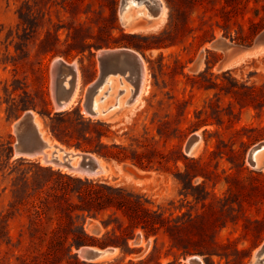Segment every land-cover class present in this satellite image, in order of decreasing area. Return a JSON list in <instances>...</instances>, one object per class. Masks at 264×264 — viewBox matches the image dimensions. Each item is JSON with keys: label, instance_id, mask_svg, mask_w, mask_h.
<instances>
[{"label": "rangeland", "instance_id": "374dc122", "mask_svg": "<svg viewBox=\"0 0 264 264\" xmlns=\"http://www.w3.org/2000/svg\"><path fill=\"white\" fill-rule=\"evenodd\" d=\"M161 1V15L152 24L144 17L149 13L145 3L131 5L126 17L139 11L144 15L124 24L122 0H0V213L11 208L13 191L23 188L25 179L33 191L34 178L44 175L41 168L63 174L11 214L12 243L3 244L1 256L40 255L53 238L65 236L69 217L64 206L77 201L75 195L65 197L60 189L64 182L77 183L68 176L125 186L143 194L149 206L166 217L165 226L157 232L137 228L129 239L130 250L116 246L113 255L95 263L191 264L188 258L199 255L203 264H251L256 249L264 244V163L254 167L249 162L250 150L264 141V107H241L219 87L205 88L197 81L207 66L208 77L214 79L232 69L240 81L260 84L264 80V52L221 67L226 52L214 47L218 40L236 46L252 44L264 30V0ZM251 31L257 33L248 43L232 39ZM118 47L136 49L144 56L146 87L135 104L127 105L131 81L111 75L97 98L103 96L100 106L114 107L106 116L90 117L83 108L89 86L101 74L97 53ZM58 57L75 61L79 69L80 102L67 110L79 107L85 118L106 122L99 127L106 131L102 142L109 146L143 143L152 150L151 158L166 161L162 169H143L131 160L77 148L52 132L47 113L57 112L52 62ZM27 109L37 112L48 138L67 150L94 152L108 171L89 176L41 163L38 158L14 157L18 141L14 122ZM76 124L71 115L60 127L69 130ZM97 129L92 126L88 133L94 145ZM196 132L201 141L188 154L186 144ZM262 158L264 152L258 163ZM190 177L199 198L185 193L181 179L189 183ZM32 200L50 203L48 216L31 214ZM85 228L103 239L112 227L104 228L99 219L88 216ZM138 235L144 243L135 242ZM78 247H72V254L84 261L76 253ZM62 264H74V260L65 258Z\"/></svg>", "mask_w": 264, "mask_h": 264}, {"label": "trees", "instance_id": "16d2710c", "mask_svg": "<svg viewBox=\"0 0 264 264\" xmlns=\"http://www.w3.org/2000/svg\"><path fill=\"white\" fill-rule=\"evenodd\" d=\"M171 19H173L172 14ZM256 33L257 31H251L250 34L232 36V39L240 40L241 43H248ZM208 70L209 66L198 74L199 78L197 81L205 86V88L219 87L220 90L230 95L241 107L252 105L257 110L263 109L264 80L260 84H255L254 82L250 84L248 79L240 81L233 75L232 69L223 71L222 75H217L216 79H214L208 77ZM153 75L157 78L155 72ZM47 114L51 119L50 126L52 132L61 141L73 144L77 148L91 150L104 157L114 158L119 161L131 160L135 165L143 169H162V166L166 162L163 159L156 161V159L151 158L149 153L152 150L147 149L146 145L139 143V141L137 147H128L116 143L109 146L103 143L102 135L106 131L99 126L106 125V122L85 118L80 113L79 107L71 110L57 111L54 115H51L50 112ZM71 115H75L76 126L69 130L62 129L60 124L65 122ZM218 122L220 123L221 121ZM92 126L98 128V142L95 145L88 135ZM261 128L264 129V125ZM159 132L163 135L162 131ZM143 147L145 149H140ZM163 157L164 155H162ZM183 157L186 158L184 154ZM41 170L44 172V175L43 177L34 178L37 185L33 187V191H29V182L28 179H25L23 188L14 189L13 191L14 199L11 202V208L6 213H0V264H62L65 258L67 261L73 259L74 264H115L113 262L95 263L80 261L76 255L72 254V247L91 243L104 247L108 245L125 246L127 250H130L129 239L134 236L137 228L142 227L147 231L157 232L165 226L166 217L164 213L150 207L148 199L143 194L136 193L122 185L116 186L92 179L76 180L68 176L73 181H77V183L72 185L70 182H64L60 189H62L65 197H67L66 195H75L77 201H68L64 206V213L69 217L67 223L64 224L65 229H67L65 236L63 238L62 236L53 238L50 241L48 249L42 251L40 255L33 257L17 255L15 259H12L13 255L1 256L3 244L10 245L12 243V237L8 228L11 214L21 206L28 204L30 197L36 195L39 191H43L56 175L63 177L62 173L54 172L51 169L41 168ZM42 178H44L43 181ZM192 178L190 177L189 183H187L186 179H181L184 182L183 188L186 195L191 193L199 198L193 191ZM50 188L52 189L53 186ZM53 194L58 196L57 193ZM50 209V203L41 200L39 202L32 200L31 205L28 207L31 214L37 217L48 216ZM119 213H121L122 217L119 216ZM105 214L107 218L103 217ZM88 216L99 219L104 228L111 226V231L105 232L103 239H97L85 228V220ZM80 218L81 221H79ZM69 233H73V236H70ZM112 239H122V241Z\"/></svg>", "mask_w": 264, "mask_h": 264}, {"label": "bare ground", "instance_id": "6f19581e", "mask_svg": "<svg viewBox=\"0 0 264 264\" xmlns=\"http://www.w3.org/2000/svg\"><path fill=\"white\" fill-rule=\"evenodd\" d=\"M143 3H145L149 8V13H147L146 16H144L147 19V22H146L147 24H152L156 19L160 17L162 8H163V4L161 0H157V2L154 0H122L121 7H120V15L122 17V21L124 24L126 22L133 23V21L136 19L137 16L144 15L142 11H139L137 15H133V17L131 14L128 17L125 16V12L128 11L131 5H135V4L141 5ZM137 25L138 24L134 26H137ZM131 28L135 29V31L140 29L139 27H131ZM106 49L108 48L100 49L98 52H102ZM130 49L131 51L134 52V54L132 55L126 54L122 56L121 60L123 61V66H124L123 69L115 71V72L110 71L106 73L105 75H102L100 80L97 79L96 80L97 82H94V83H100L97 87L94 86L92 90V95H91V100H92L94 108L96 109L98 113L97 115L98 117L106 116L107 113L110 111V109H113L114 107V106H110V107L105 108L103 106H100V100H102L103 96L101 95L99 98H97V95L99 94L100 91H102L104 85L106 84V82L108 81L111 75L125 76L126 78H128L129 81H131L130 95L125 101V104L127 105L135 104L140 98V95L142 94L144 88L146 87L145 84H147V80H148V70H147V64L144 60L145 58L138 50L133 49V48H130ZM244 56H247V55L242 54L240 56H236L233 59H231L229 62H227L225 65L231 64L241 59ZM58 58H63V57H58ZM70 63L73 65L74 70L73 72L65 73V77L63 78V83L66 86H69L70 83H76L73 99L78 100V97L80 96L79 95L80 88H78L79 83H80L79 82V69L77 65L75 64V61L70 62ZM65 82H68V83H65ZM136 87H138V92L135 95V97L132 98L131 97L132 93ZM123 90L124 89H121L120 92H122ZM105 92L107 91H104V93ZM38 118H39L38 114L35 113L36 127L35 129L30 130V135H28V139L31 141V143L39 146L40 153H38V155L36 154L30 155V157L38 158L41 161V163L51 164L57 167H61L62 169H65L67 171H70L73 173H79L83 175L85 174L89 176H99L108 171V167L104 163L101 162L100 160L101 158L97 154L89 153L86 155L85 158H83L82 152L78 150L73 151L72 149L67 150L63 146H61L60 143L55 142V140L52 141L50 138H48L42 128V123H41V126L39 125L40 122L38 121ZM194 134H198V133L196 132ZM262 152H264V144L261 145L259 148H257L253 154L254 163H255L254 167L261 166L264 163V158H262L261 163L260 162L258 163V156ZM138 243L140 244L144 243L142 236L140 240L138 241ZM261 247L257 248L258 250L256 249V253L254 255V259L251 264H264V246L263 248ZM116 251H117V248L111 255H113ZM109 256H106L105 258ZM198 259H201L199 255H192L188 258V262H190L191 264H203V261L199 262Z\"/></svg>", "mask_w": 264, "mask_h": 264}, {"label": "water", "instance_id": "95a60500", "mask_svg": "<svg viewBox=\"0 0 264 264\" xmlns=\"http://www.w3.org/2000/svg\"><path fill=\"white\" fill-rule=\"evenodd\" d=\"M157 2V0H154ZM214 47L222 49L226 52V57L224 61L221 63V67H223L227 62L233 59L236 56H240L242 54H246L248 56H255L264 52V30L258 35L256 40L252 44L243 45V46H236L229 44L225 41L218 40L214 43ZM132 55L134 54L133 51L129 47H118V48H108L102 52L97 53V57L100 63L101 75L98 80L101 79L102 75H105L108 72H115L118 70L123 69V55ZM144 57V56H143ZM52 70L55 74V100L54 106L56 111H65L74 105L78 104V100L73 99L74 91L76 83H70L69 86H66L63 83V78L65 77V73L73 72V65L63 58H56L52 62ZM97 82V81H96ZM100 83H92L88 88L89 95L86 97L84 101V108L83 112L93 118L98 117V113L93 106L91 100V93L94 86H98ZM138 92V87H136L132 93V98ZM35 113H37L33 109L25 110L22 115H20L16 121L14 122V130L18 135V141L14 148L13 156L16 158L25 157V158H32L30 155H38L39 146L36 144L31 143L28 139V135H30V130L35 129ZM201 141V136L198 134H193L187 144H186V153L192 154L197 146ZM264 144V141L259 143L258 145L254 146L249 153V162L252 166H255L253 154L257 148ZM82 152V157L85 158L87 154L94 153V152ZM51 165V164H50ZM61 168V167H59ZM141 235L135 237V242L138 243L140 240ZM264 244L261 248H263ZM116 246H106L100 247L95 245H82L77 248V255L81 257L84 261L88 262H96L100 259L105 258L106 256L111 255ZM199 262H202L201 259H198Z\"/></svg>", "mask_w": 264, "mask_h": 264}]
</instances>
